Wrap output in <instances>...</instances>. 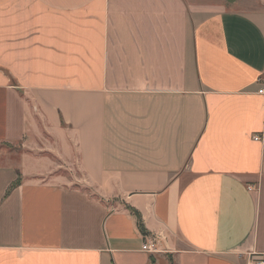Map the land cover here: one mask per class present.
I'll use <instances>...</instances> for the list:
<instances>
[{
	"label": "crops",
	"instance_id": "1",
	"mask_svg": "<svg viewBox=\"0 0 264 264\" xmlns=\"http://www.w3.org/2000/svg\"><path fill=\"white\" fill-rule=\"evenodd\" d=\"M192 4L0 0V264L264 260V7Z\"/></svg>",
	"mask_w": 264,
	"mask_h": 264
},
{
	"label": "rangeland",
	"instance_id": "2",
	"mask_svg": "<svg viewBox=\"0 0 264 264\" xmlns=\"http://www.w3.org/2000/svg\"><path fill=\"white\" fill-rule=\"evenodd\" d=\"M195 3L200 4H192V5H212L221 7L226 10H251L254 8L264 7V0H191ZM23 152L22 149L18 147L10 148L11 157L13 160H18L20 158V154ZM54 161H58V159L54 156L51 157ZM66 176H69V173H66Z\"/></svg>",
	"mask_w": 264,
	"mask_h": 264
},
{
	"label": "built area",
	"instance_id": "3",
	"mask_svg": "<svg viewBox=\"0 0 264 264\" xmlns=\"http://www.w3.org/2000/svg\"><path fill=\"white\" fill-rule=\"evenodd\" d=\"M263 92H264V88L260 89V93H263ZM256 139H259V138H256ZM142 249L144 251L151 252V253L158 252L159 249H158L157 240L151 239V240L145 241L143 243ZM253 264H264V260L262 259L259 261H255L253 262Z\"/></svg>",
	"mask_w": 264,
	"mask_h": 264
},
{
	"label": "trees",
	"instance_id": "4",
	"mask_svg": "<svg viewBox=\"0 0 264 264\" xmlns=\"http://www.w3.org/2000/svg\"><path fill=\"white\" fill-rule=\"evenodd\" d=\"M138 216V215H137ZM138 218H139V216H138Z\"/></svg>",
	"mask_w": 264,
	"mask_h": 264
}]
</instances>
